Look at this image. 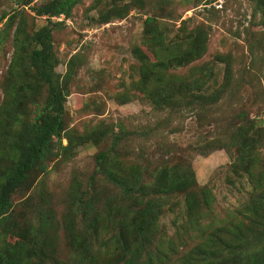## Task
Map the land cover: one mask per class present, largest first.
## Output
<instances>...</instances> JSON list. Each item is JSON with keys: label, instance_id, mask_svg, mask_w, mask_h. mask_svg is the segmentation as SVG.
Instances as JSON below:
<instances>
[{"label": "rangeland", "instance_id": "374dc122", "mask_svg": "<svg viewBox=\"0 0 264 264\" xmlns=\"http://www.w3.org/2000/svg\"><path fill=\"white\" fill-rule=\"evenodd\" d=\"M46 1L49 0H33L30 5ZM122 2L134 4L128 15L105 24L97 21L100 12L107 8L105 0L100 4L96 0H80L69 17H52V21L63 20L53 31L58 58L55 70L64 75L68 60L74 57L75 71L65 102L61 142L54 138L52 152L31 171L24 186L14 192L13 212L1 221L0 243L10 252L22 255L17 261L19 264H74L78 253L86 246L95 256L93 264L119 261L115 245L122 242L118 237L122 210L135 209L133 202L120 193V184L109 175L108 166L120 169L124 177L134 164L141 172L142 181L151 178L150 173L164 164L188 167L192 169L196 185L208 188L213 195L211 210L202 221H241L240 212L247 201L251 182L231 168L235 156L229 155L227 145L235 131L236 115L241 111L263 121L264 127L263 8L257 9L252 0ZM13 7L18 9V18H24L28 32L47 22L46 17L36 16L15 0H0V15ZM147 16L156 17L157 30L164 31L170 40L183 39L187 31L202 23L207 32L203 56L186 66L168 61V67H164L165 79H187L197 92L208 94L220 88L224 80L225 63L216 61L215 56L231 55L233 76L217 102L206 108L193 104L160 109L136 86L140 74L133 50L144 49L142 31ZM13 29L0 48V106L5 99L3 79L13 53ZM200 67H205L203 80L196 78V68ZM159 68L157 66L156 73L161 71ZM34 90L36 93L26 95L27 118L21 119L16 127L31 122L35 109L32 101L39 103L45 95L42 85ZM120 125L129 134L119 142L116 151L109 154L107 163L100 166L97 154L110 148V128L117 131ZM2 132L0 129V134ZM215 139L222 142L211 144ZM66 145L67 149H63ZM259 151L263 159L264 151ZM164 197L154 227L155 236L140 251L138 263L153 258L155 264H179L181 258L177 252L183 255V250L190 249L189 235L196 238L180 216L182 197ZM38 210L52 217L49 233L54 239L53 259L27 257L25 243L10 234L12 222L19 226L36 224ZM92 218L97 222L95 235L91 239L81 237L79 245H72L66 224L71 225L75 233L87 231V227L89 230L92 227ZM8 222H11L10 230L2 231ZM183 241L186 247L182 246Z\"/></svg>", "mask_w": 264, "mask_h": 264}, {"label": "trees", "instance_id": "16d2710c", "mask_svg": "<svg viewBox=\"0 0 264 264\" xmlns=\"http://www.w3.org/2000/svg\"><path fill=\"white\" fill-rule=\"evenodd\" d=\"M32 1L15 0V3L22 8H30L36 16L46 17V24L36 30L28 32L24 18L19 19L17 16L16 7L0 15V48L15 26L11 37L13 53L2 84L5 99L0 106V129H3L0 134V227L4 217L7 219L13 212L14 192L24 186L31 171L52 152L54 138H57L58 143L61 142V133L65 127V102L75 71L74 57L68 60L64 75L55 70L58 58L54 51L53 31L63 20L52 21V17H69L80 0H49L31 6ZM122 1L105 0L107 8L100 12L97 21L105 24L112 19L126 17L134 4ZM140 1L134 0L136 4ZM96 2L100 4L101 0ZM252 2L257 9L264 10V0ZM261 12L264 19V11ZM203 26L202 23L190 29L183 39L170 40L164 31L157 30L155 16H147L143 20L144 49L136 47L133 50L140 74L136 86L148 94L154 107L163 109L199 104L201 108H206L217 102L230 84L233 76L232 58L230 54L221 53L215 56V60L225 63L224 80L220 88L208 94L197 92L187 79H165L168 61L174 65L186 66L203 56L207 48V32ZM157 66L161 69L159 73L155 72ZM196 72V78L203 80L205 67L196 68ZM36 85L44 86L45 95L39 103L30 99L35 106L31 122L16 127L21 119L27 118L26 95L29 92L36 93ZM235 121V131L227 145L229 155L235 156L231 168L251 182L247 201L240 212L241 221H202L211 210L213 195L208 188L196 185L192 169L188 167L164 164L150 173L151 178L142 181L141 172L134 164H131L130 171L124 177L120 169L108 166L109 175L120 184V193L133 202L132 208L135 209L122 210L123 217L118 226V237L122 242L115 245V256L119 258L115 264H155L153 258L138 263V255L155 236L154 227L159 220V210L166 199L164 196L169 195L182 197L183 212L180 216L184 222L187 221L192 234L197 238L189 235L192 245L194 242L195 244L188 251L183 250V255L181 251L177 252L181 258L179 264H264V156L263 159L259 157V149L264 151L263 121L250 118L243 111L236 115ZM118 128L117 131L110 128V148L97 154L100 166L107 163L109 154L114 153L119 142L129 134L121 125ZM215 142L222 141L215 139L211 144ZM66 147L67 145L62 148L67 149ZM37 213L39 220L36 224L25 223L19 226L12 222L10 230L11 222H8L2 231L10 230V234L12 232V235L25 243L27 257L47 256L48 259H53L54 239L49 233L52 217L43 211L38 210ZM233 215L238 217L236 213ZM91 225L93 231L87 227V231L75 233L74 228L66 224L71 244L79 245L81 237L91 239L97 230L94 218L91 219ZM181 244L186 247L185 241ZM19 257L22 255L10 252L0 243V264H19ZM94 258L90 247L86 246L78 253L74 264H93ZM42 261L40 259L41 263Z\"/></svg>", "mask_w": 264, "mask_h": 264}]
</instances>
